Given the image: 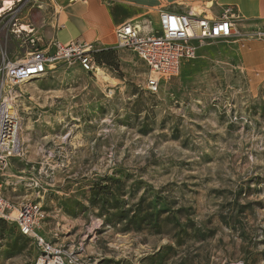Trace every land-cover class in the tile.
<instances>
[{"label": "rangeland", "instance_id": "1", "mask_svg": "<svg viewBox=\"0 0 264 264\" xmlns=\"http://www.w3.org/2000/svg\"><path fill=\"white\" fill-rule=\"evenodd\" d=\"M62 1L16 3L22 33L2 43L8 57L19 43L12 61L29 36L52 46ZM237 40L201 43L157 93L145 61L116 44L93 51H116L117 68L96 62L112 81L62 60L15 86L23 152L0 182L10 201L42 206L66 264H264V73L245 69ZM39 260L0 220V264Z\"/></svg>", "mask_w": 264, "mask_h": 264}, {"label": "built area", "instance_id": "2", "mask_svg": "<svg viewBox=\"0 0 264 264\" xmlns=\"http://www.w3.org/2000/svg\"><path fill=\"white\" fill-rule=\"evenodd\" d=\"M13 1V5L5 10V0H2L3 5L0 6V37L3 40L9 33H22L19 15L23 5L16 3L23 2ZM238 21L239 15L230 5L216 17H208L193 9L183 13L160 10L157 29L136 21L118 25L116 45L131 50L145 61L148 67L146 87L151 93H157L163 80L179 73L183 61L197 56L199 44L244 38L245 35L238 28ZM248 36L264 40V31L255 30ZM28 45L25 58L19 61L9 59L7 50L0 45V173L8 166L11 158L23 152L20 140L21 119L14 101L15 86L43 76L50 66L62 60L77 61L85 70L99 68L93 57L95 44L92 42L73 40L63 44L55 39L51 43L54 51L50 52L39 47L37 37L29 36ZM0 220L15 225L22 236L33 239L40 252V259L51 258L66 264L65 251L45 230L46 212L42 206L30 200L19 203L10 201L3 192L1 182Z\"/></svg>", "mask_w": 264, "mask_h": 264}, {"label": "crops", "instance_id": "3", "mask_svg": "<svg viewBox=\"0 0 264 264\" xmlns=\"http://www.w3.org/2000/svg\"><path fill=\"white\" fill-rule=\"evenodd\" d=\"M182 2L180 0H66L59 5L52 20L53 30L50 29L49 33L53 40L56 39L63 44L73 40H83L106 48L116 44V28L124 22L136 21L157 29L160 10L175 13L188 12L190 9L197 10L184 6ZM211 2L212 5L214 2L215 9L212 7L209 9L210 15L205 9L197 11L208 17H216L230 5L239 15L237 25L243 34L255 30L264 31V0H211ZM240 40L238 39L237 42L240 43ZM2 42L4 40L0 37V45ZM12 44L13 51L8 58L15 60L19 58L20 45L15 41ZM240 46L241 60L245 69L251 74L264 73V40L247 39L240 43ZM42 47L44 50L54 51L50 44ZM199 47L200 44L197 54Z\"/></svg>", "mask_w": 264, "mask_h": 264}, {"label": "trees", "instance_id": "4", "mask_svg": "<svg viewBox=\"0 0 264 264\" xmlns=\"http://www.w3.org/2000/svg\"><path fill=\"white\" fill-rule=\"evenodd\" d=\"M94 59L98 64H107L115 68L118 67V62L116 60V51L112 48L102 49L100 51L95 52Z\"/></svg>", "mask_w": 264, "mask_h": 264}, {"label": "bare ground", "instance_id": "5", "mask_svg": "<svg viewBox=\"0 0 264 264\" xmlns=\"http://www.w3.org/2000/svg\"><path fill=\"white\" fill-rule=\"evenodd\" d=\"M13 3H14L13 0H5V6H3V8H4L3 10H5L6 8H8V6L13 5ZM98 70H99V73L98 74H99V76L101 78L105 79L106 81H112L111 77L108 76V75H106V73L101 68H98ZM38 264H60V263H58L54 259H43V258H41L39 260Z\"/></svg>", "mask_w": 264, "mask_h": 264}]
</instances>
